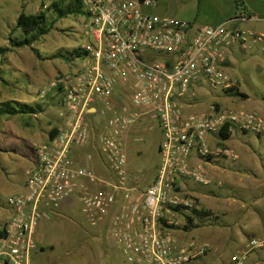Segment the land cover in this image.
Instances as JSON below:
<instances>
[{"label":"built area","instance_id":"1","mask_svg":"<svg viewBox=\"0 0 264 264\" xmlns=\"http://www.w3.org/2000/svg\"><path fill=\"white\" fill-rule=\"evenodd\" d=\"M78 1L89 40L78 48L77 71L53 78L39 94L58 93L59 125L35 145L23 189L7 199L0 264H34L40 223L75 205L90 226H106L127 264H192L210 247L184 238L188 218L195 222L201 210L189 183L222 187L198 164L236 159L220 144L222 129L264 134L259 113L216 101L200 107L196 90L228 92L235 84L224 71L231 48L254 45L264 57V33L194 27L151 12L157 0ZM153 116L158 161L143 187L127 166L124 139ZM254 251H264V235L249 238L229 264H247Z\"/></svg>","mask_w":264,"mask_h":264},{"label":"rangeland","instance_id":"2","mask_svg":"<svg viewBox=\"0 0 264 264\" xmlns=\"http://www.w3.org/2000/svg\"><path fill=\"white\" fill-rule=\"evenodd\" d=\"M54 1L0 0V48L10 49L4 54L0 52V105L17 102L34 106L38 110L0 118V227L9 214L6 205L8 197L22 190L25 170L35 160V145L46 140L50 130L59 125L58 93L50 92L42 98L39 94L48 88L53 78L77 71L79 56L76 51L89 40L83 28L85 16L72 14L61 19L57 13L49 10ZM163 1L173 6V10H180V17L186 21L187 0ZM22 12H44L46 24L51 30L32 45L19 48L12 45L11 41L24 38L22 31L16 27V20ZM169 16L175 17L174 13ZM235 52L230 56L234 66L228 65L229 62L224 68L235 82V89L232 93H221L203 86L202 90H196L198 100H201L200 107L216 101L235 109L257 112L264 117V57L258 52L252 55L247 53L245 56ZM257 67H261L262 71H258ZM156 122L157 118L153 116L149 120L134 123L124 139L127 166L136 179L135 183L143 187L158 161L157 145L161 133ZM220 144L238 152L246 162L257 166L258 171L264 169V136L258 137L253 132L237 133L233 129L229 139L220 141ZM225 210L229 225L224 230L211 225L209 221L213 222L211 219L214 214L209 210H204L207 215L196 216L195 222L192 221L198 228L188 230L184 238H194L210 247L204 257L192 264H223L227 259L229 264L230 258L245 247L247 237L243 231L247 232L249 228L241 230L244 223L235 206L227 202ZM62 212L66 216L55 218V222L47 223L42 230L44 241L47 238L49 242L56 243L55 251L49 252L46 248L44 253L37 252L35 264H127L115 246L112 250L100 239H88L85 230H93L95 227L90 226L79 206H63ZM70 221H75L77 226ZM224 239L227 242H223L222 247L220 241ZM247 264H251L249 259Z\"/></svg>","mask_w":264,"mask_h":264},{"label":"crops","instance_id":"3","mask_svg":"<svg viewBox=\"0 0 264 264\" xmlns=\"http://www.w3.org/2000/svg\"><path fill=\"white\" fill-rule=\"evenodd\" d=\"M200 4L203 6L201 7ZM150 11L162 16H169L174 13L175 17L183 21L180 17V10H173V6L163 0H157V5L150 9ZM184 22L194 27L219 26L225 24L228 27L237 28L239 30H253L258 33H264V0H187L186 21ZM235 48L236 47L231 48L228 55V62H230L228 65L232 67L234 63L231 61L230 56L235 54V51H238V53L243 56L247 55V53L251 55L253 53H259L258 48L254 45L245 49L236 48L237 50L234 51ZM257 69L258 71H262L261 67H257ZM58 114L57 119L60 120ZM263 136L264 134L258 135V137ZM231 151L236 156L235 160L222 158L221 160L215 161L214 159L198 164L208 178L212 179L214 182H222L220 190L218 189L219 187L200 186L193 183H189V186L195 194V198L201 209L212 211L214 214V217H212L213 219H211L213 222L209 221L211 225L220 228V230H224V228L229 225L225 218L227 216L225 204L228 202L232 204V206H235L236 211L240 212L239 217L242 218L241 222L244 223L241 230L249 228L247 232L243 231L248 240L252 237L264 235V169L258 171L257 166H252L250 163L246 162L238 152ZM83 153V150H79V154L82 155ZM154 171L155 169L147 176L145 186L150 183L154 176ZM63 215L66 216L63 213L54 216L51 220H44L40 223L37 232V252L44 253L46 248L49 252L55 251L56 243L49 242L47 238L44 241L42 230L47 223L50 224L55 218L57 219ZM237 217L238 216H236V218ZM70 222L76 225L75 221ZM106 231V226L101 224L93 230H85L88 239H100L103 244L113 250L114 244L107 236ZM218 233L220 234V232ZM223 242L227 241H225V239L221 240V245ZM67 253L69 254L68 251ZM248 259L251 261V264H264V251H255L248 256ZM49 260L50 258H48V261ZM227 260H224L223 264H227ZM35 263L36 261H34V264Z\"/></svg>","mask_w":264,"mask_h":264},{"label":"trees","instance_id":"4","mask_svg":"<svg viewBox=\"0 0 264 264\" xmlns=\"http://www.w3.org/2000/svg\"><path fill=\"white\" fill-rule=\"evenodd\" d=\"M49 10H53L57 13L58 17L63 19L67 18L69 15L76 14L80 15L83 14L82 8L79 4L78 0H57L51 3ZM46 14L44 12L36 13V14H26L21 13L16 20V27L17 29L21 30L24 34V38L17 41H11L12 45L25 47L32 45L35 41L39 40L43 36L47 35L51 30V27L47 26L46 24ZM7 47L0 48L1 53L7 52ZM76 54L79 56L80 53L76 51ZM235 88L232 87L229 91H232ZM237 94V93H236ZM243 97H246L244 94H239ZM38 112L34 106L26 105V104H17V102H5L0 105V118L4 115H14V114H27V113H34ZM56 133V128L50 130V136L53 137ZM220 136L223 140H228L230 137L229 131L227 129H222L220 131ZM208 213L204 210H200L195 212L194 216H203L207 215ZM198 228L192 223V220L188 218L187 224L184 226L186 231ZM0 235H2V230H0Z\"/></svg>","mask_w":264,"mask_h":264}]
</instances>
